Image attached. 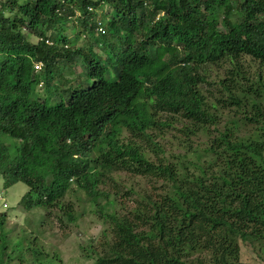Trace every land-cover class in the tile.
Wrapping results in <instances>:
<instances>
[{
	"label": "trees",
	"instance_id": "1",
	"mask_svg": "<svg viewBox=\"0 0 264 264\" xmlns=\"http://www.w3.org/2000/svg\"><path fill=\"white\" fill-rule=\"evenodd\" d=\"M225 1L0 0V192L23 183L14 210L39 212L11 243L0 212V264H64L42 238L88 208L102 229L83 262L251 264L240 242L264 247V0L233 13Z\"/></svg>",
	"mask_w": 264,
	"mask_h": 264
},
{
	"label": "rangeland",
	"instance_id": "2",
	"mask_svg": "<svg viewBox=\"0 0 264 264\" xmlns=\"http://www.w3.org/2000/svg\"><path fill=\"white\" fill-rule=\"evenodd\" d=\"M102 12L106 14V9H103ZM113 16V13L111 11L107 15V18H110ZM71 27V26H70ZM77 30V28L75 29ZM79 31V29H78ZM76 31V33L78 32ZM73 35V33H72ZM32 41V40H31ZM35 41V40H34ZM79 74L80 69H77ZM71 79V78H69ZM178 128L181 127V125H177ZM203 139V138H202ZM196 140V139H194ZM198 141V140H196ZM182 150L175 149V154H182ZM191 158V156L189 157ZM137 182L140 183V189H143L146 187V184L141 179H136ZM28 191V188L23 183H16L6 189V192L3 195H0V198L3 199V205L14 207L21 199L22 195L25 194ZM84 197L83 195H81ZM70 202L78 204L75 200V197L69 199ZM85 202L87 201H80ZM2 202L0 201V206ZM80 206L86 208L87 204L79 203ZM5 208H0V212L3 211ZM17 210V209H16ZM14 211L10 214H8V231H10V239H8V243H11L12 241L18 240L20 238H24L28 236V229L27 225L25 224V220L29 218L30 221L33 222V220L38 219V211H35L34 217H27V213L23 211ZM33 219V220H32ZM52 228V231L50 233L54 234V236H51V234H44L43 242L44 245L48 249H56L61 253V257L63 259L64 264H90L91 262H83L81 260V250L79 246L87 245L88 240L90 238L95 237L102 229V225L98 222L95 215L90 211V208H88L84 215L79 218L78 224L75 227L74 225H68V226H60V223L53 221L50 225ZM48 229V228H47ZM240 257L243 262L251 263V264H264V247L259 245L258 243H251V242H240Z\"/></svg>",
	"mask_w": 264,
	"mask_h": 264
},
{
	"label": "clouds",
	"instance_id": "3",
	"mask_svg": "<svg viewBox=\"0 0 264 264\" xmlns=\"http://www.w3.org/2000/svg\"><path fill=\"white\" fill-rule=\"evenodd\" d=\"M240 0H226L225 2L226 3H230V5H233V11L231 12V13H233L235 10H236V8H237V6H236V4L239 2ZM245 2H248V3H250L252 0H244ZM216 4H218V3H210V5L211 6H214V5H216ZM87 10L88 11H90L91 10V8L90 7H87ZM230 13V14H231ZM161 14V13H160ZM225 14V13H224ZM227 14V13H226ZM75 17L76 18H79V17H82L81 16V13H79V12H75ZM72 19V18H71ZM97 20H99V18H97ZM72 21H74L73 19H72ZM230 22L231 23H233L234 22V19H231L230 20ZM71 26V27H70ZM71 28H72V24H70V23H68L67 25H66V37L68 38V39H70L71 38V35H70V30H71ZM219 28H221V27H219ZM23 30V32L24 33H27V31L25 30V29H22ZM100 32L102 31L101 30V28H99L98 29ZM40 40V39H39ZM35 41H38V39H36ZM45 43L46 44H49V45H52V40H45ZM41 63H38L37 65H35V71H38V70H40L41 69ZM77 69H80L79 67L77 68ZM81 70V69H80ZM80 72H82V71H80ZM78 75V74H77ZM68 78H71V79H73V78H75V76H71V77H68ZM70 80V79H69ZM72 81V80H71ZM92 80H90L89 82H86V84L85 85H79V84H77V83H75V82H70V83H67L66 85H64V86H62L61 88H63V89H66L69 85H71L73 88L77 85L79 88H81V89H83V88H86L87 86H91L92 85ZM76 93H78L80 96H81V94L82 93H85L84 91H78V92H76ZM76 157V156H75ZM2 185V184H1ZM3 192V191H2ZM2 192H0V195H3L4 193H2ZM24 195V194H23ZM22 195V196H23ZM0 201L2 202V204H1V206H0V208H5L3 211L4 212H8V214H10V213H12V212H14L15 210H14V207L19 203H17L14 207H12L10 210H8V211H6V209L9 207H7V206H4L3 204V199L2 198H0ZM7 217H8V215H7Z\"/></svg>",
	"mask_w": 264,
	"mask_h": 264
}]
</instances>
